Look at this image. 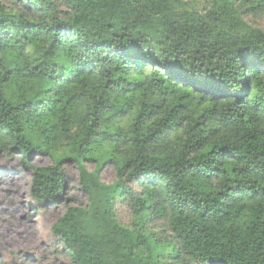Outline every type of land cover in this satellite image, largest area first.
<instances>
[{"label":"trees","instance_id":"16d2710c","mask_svg":"<svg viewBox=\"0 0 264 264\" xmlns=\"http://www.w3.org/2000/svg\"><path fill=\"white\" fill-rule=\"evenodd\" d=\"M191 1L0 0V153L52 157L39 205L77 166L70 264H264V0Z\"/></svg>","mask_w":264,"mask_h":264},{"label":"rangeland","instance_id":"374dc122","mask_svg":"<svg viewBox=\"0 0 264 264\" xmlns=\"http://www.w3.org/2000/svg\"><path fill=\"white\" fill-rule=\"evenodd\" d=\"M191 2L200 5L202 0ZM254 26L264 29V16L246 15ZM53 163L47 154L33 153L25 165L19 153H0V264H70L66 251L51 233V225L65 212L68 205H86L88 196L79 186V170L74 162L64 163L67 184L57 202L39 205L32 199L30 188L33 169ZM95 162L88 164L93 170ZM101 179L112 184L117 175L113 165L101 170ZM116 216L124 224L133 219L132 210L124 203L116 204ZM170 240L168 231L158 233Z\"/></svg>","mask_w":264,"mask_h":264}]
</instances>
